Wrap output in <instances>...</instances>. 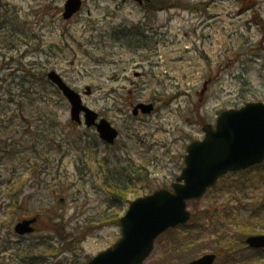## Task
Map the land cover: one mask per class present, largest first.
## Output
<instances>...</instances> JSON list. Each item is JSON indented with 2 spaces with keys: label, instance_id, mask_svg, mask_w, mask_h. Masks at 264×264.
<instances>
[{
  "label": "rangeland",
  "instance_id": "rangeland-1",
  "mask_svg": "<svg viewBox=\"0 0 264 264\" xmlns=\"http://www.w3.org/2000/svg\"><path fill=\"white\" fill-rule=\"evenodd\" d=\"M82 1L65 20L67 0H0V264H23L18 249L41 241L56 248L48 262L87 264L121 239L132 201L171 189L206 124L264 103V0ZM51 71L119 130L114 146L72 121ZM140 103L154 112L133 116ZM189 210L206 229L166 232L144 264L216 253L223 229L240 247L216 264H264L244 243L264 235V164L221 178ZM33 217L35 233L16 235Z\"/></svg>",
  "mask_w": 264,
  "mask_h": 264
},
{
  "label": "water",
  "instance_id": "water-1",
  "mask_svg": "<svg viewBox=\"0 0 264 264\" xmlns=\"http://www.w3.org/2000/svg\"><path fill=\"white\" fill-rule=\"evenodd\" d=\"M143 5L150 0H134ZM82 7L81 0H68L65 19H71ZM48 79L62 92L71 105L72 121L88 128L96 127L102 141L113 145L119 132L106 119L84 105L82 96L71 88L55 71ZM90 93V89H88ZM153 105L139 104L134 110L138 116L152 113ZM205 138L187 147L185 168L172 184L173 191L162 189L137 199L120 219L121 239L101 252L88 264H143L152 254L156 240L171 228L191 220L188 201L201 199L218 179L229 172L246 170L264 163V103H249L239 110H228L217 118L215 128L205 125ZM38 218L19 222L15 227L20 236L35 232ZM246 243L255 249H264V236H251ZM217 256L206 254L189 264H215Z\"/></svg>",
  "mask_w": 264,
  "mask_h": 264
},
{
  "label": "trees",
  "instance_id": "trees-1",
  "mask_svg": "<svg viewBox=\"0 0 264 264\" xmlns=\"http://www.w3.org/2000/svg\"><path fill=\"white\" fill-rule=\"evenodd\" d=\"M201 214L202 213L200 212L199 214L193 215L192 220H191V223L193 224L191 234H193L194 232L202 233L206 229V224H203L204 222L203 220L205 217L200 216ZM209 217H210V214L206 218H209ZM196 239L197 240L192 238V240L195 242V241L201 240V236L200 235L197 236ZM216 239L217 240L214 243L217 247V250H215V252L218 255V257H221V255H223L224 253H227V254L230 253L231 255H234L235 247H240L239 245H235L234 240H236L237 242V239L233 237L232 234H230V232L227 231L226 229L221 230ZM186 242L188 244L185 242L179 241L176 246L177 248L175 247V250L177 251V250L189 247L190 245H193L191 243L192 241L191 242L186 241ZM240 244L242 246V243ZM192 249H195V248H192ZM49 251H54V253H56L55 252L56 248L48 244L47 242L41 241L39 244H36L34 247L27 245L26 247L19 248L16 255L19 257L17 260H19L20 262L22 261L23 264L27 262H28L27 264H73V262H69L67 259H64V260L59 259V261L48 262V258L50 256H46V255ZM69 251L70 250L66 249L65 251L62 252V254H65ZM54 258L56 259L57 256H54Z\"/></svg>",
  "mask_w": 264,
  "mask_h": 264
}]
</instances>
